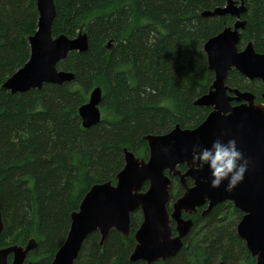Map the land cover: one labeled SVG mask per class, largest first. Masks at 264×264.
I'll return each mask as SVG.
<instances>
[{
  "label": "trees",
  "instance_id": "trees-1",
  "mask_svg": "<svg viewBox=\"0 0 264 264\" xmlns=\"http://www.w3.org/2000/svg\"><path fill=\"white\" fill-rule=\"evenodd\" d=\"M226 2L55 0L53 34L75 37L83 30L89 36L88 50L72 51L58 63L75 79L12 93L3 83L29 60V37L38 28L39 12L36 0H0V196L5 224L0 246H25L35 239L37 247L27 261L51 264L85 194L97 183L117 181L125 148L148 158L145 135L204 121L212 109L195 100L215 79L204 45L236 18L202 12ZM245 3L239 48L251 41L264 52V0ZM227 82L263 100L260 79L249 80L234 69ZM96 86L103 89L102 120L86 128L79 108ZM179 168L185 171L186 165ZM184 191L179 177L172 176L169 210ZM184 216L192 217L194 225L182 249L151 264L255 262L236 229L243 212L231 201L206 215L201 207ZM142 221V211L134 212L130 235L112 230L103 244L101 234L93 232L75 264H147L130 260Z\"/></svg>",
  "mask_w": 264,
  "mask_h": 264
},
{
  "label": "water",
  "instance_id": "water-1",
  "mask_svg": "<svg viewBox=\"0 0 264 264\" xmlns=\"http://www.w3.org/2000/svg\"><path fill=\"white\" fill-rule=\"evenodd\" d=\"M36 3L39 19L36 32L29 37L30 58L3 83L12 93L73 81L75 74L59 69L58 63L72 51L89 48L86 31H79L75 37L53 34L55 0H36ZM246 10L245 0H227L224 6L202 12L207 17L236 18L233 25L210 37L204 45L209 69L215 73L209 91L195 100V104L212 109L204 121L193 128L177 124L167 133L145 135L150 149L148 158L125 148V165L117 181L97 183L85 194L79 209L71 214L67 237L51 264H75L85 240L93 232L101 234V244L112 230L129 236L132 214L138 210L143 213V221L135 233L136 245L130 260L147 264L166 261L179 253L193 228V218L184 214L192 215L206 205L203 211L206 215L226 201L243 212L236 229L255 257L251 264H264V102H257L253 91L240 90L227 82L235 69L249 80L260 79L264 83V52H259L251 41L239 48L246 27L243 19ZM102 97V87L96 86L89 100L79 108L84 127L102 120ZM218 137L235 138L250 160L245 179L232 192L225 191L223 185L210 187L207 168L195 172L188 166L193 145L210 146ZM180 165H186V170L182 171ZM172 176L179 177L185 191L169 210ZM188 178L192 179V185L188 184ZM4 227L0 196V240ZM36 247L35 239L25 246H0V264H9L10 255L11 264H31L28 255Z\"/></svg>",
  "mask_w": 264,
  "mask_h": 264
},
{
  "label": "clouds",
  "instance_id": "clouds-1",
  "mask_svg": "<svg viewBox=\"0 0 264 264\" xmlns=\"http://www.w3.org/2000/svg\"><path fill=\"white\" fill-rule=\"evenodd\" d=\"M188 166L195 172L207 168L210 187L215 189L223 185L225 191L232 192L245 179L250 160L240 150L235 138L225 140L218 137L210 146L193 145Z\"/></svg>",
  "mask_w": 264,
  "mask_h": 264
},
{
  "label": "flooded vegetation",
  "instance_id": "flooded-vegetation-1",
  "mask_svg": "<svg viewBox=\"0 0 264 264\" xmlns=\"http://www.w3.org/2000/svg\"><path fill=\"white\" fill-rule=\"evenodd\" d=\"M262 93H263V92H262ZM261 98H262V94H261ZM262 99L264 100V98H262ZM263 100H258V97H257V94H256V101H257V102H264ZM172 204H173V203H172ZM206 207H207L206 205L202 207L203 211H204V209H205Z\"/></svg>",
  "mask_w": 264,
  "mask_h": 264
}]
</instances>
